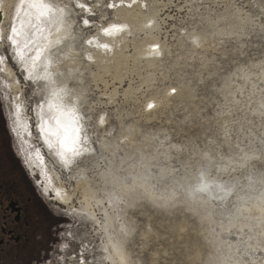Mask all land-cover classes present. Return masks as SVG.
Here are the masks:
<instances>
[{
	"label": "rangeland",
	"instance_id": "1",
	"mask_svg": "<svg viewBox=\"0 0 264 264\" xmlns=\"http://www.w3.org/2000/svg\"><path fill=\"white\" fill-rule=\"evenodd\" d=\"M117 1L50 0L52 22L64 19L67 28L53 48V67L63 72L67 97L79 90L82 140L90 149L70 167L39 141L40 83L25 80L0 40V68L6 63L22 86L35 139L29 153L53 166L74 206L96 209L92 220L49 199L10 134L7 118L24 116L0 72V106L27 167L18 156L22 177L36 190V227L43 225L36 255L44 250L46 258L30 264H111L110 241L124 256L112 254L115 264H264V0H141V10ZM139 12L152 17L144 29ZM110 20H125L122 46L132 54L116 57L121 81L112 78L116 59L95 64L85 52L90 30ZM153 40L159 58H135L136 48Z\"/></svg>",
	"mask_w": 264,
	"mask_h": 264
},
{
	"label": "bare ground",
	"instance_id": "2",
	"mask_svg": "<svg viewBox=\"0 0 264 264\" xmlns=\"http://www.w3.org/2000/svg\"><path fill=\"white\" fill-rule=\"evenodd\" d=\"M50 5V0H24L23 3H21V0H0V40L7 41L12 61L23 73L25 80L30 83H40L37 92L41 95V100L35 103L34 108L36 116L38 115L39 117L36 132L38 133L39 141L44 143L50 154H53L58 162H61L62 165L67 168L70 167L69 165L74 163L76 159H79L82 154H88L90 149L88 150V147L85 148V142L83 143L82 140V134L84 131L82 132L83 116L80 113L78 105L79 90L74 89L75 92H71L72 94L67 97V91L69 88L66 85V80L62 74L63 72L55 74L56 71L54 67L56 65L54 66V63L56 60V54L53 48L62 45L67 28L64 29L66 25L63 23L64 19L63 21L52 22ZM58 15L60 16V14ZM145 21L146 20L143 22ZM47 22L49 23L48 26L46 25ZM129 22L134 25L137 24L134 20H130ZM44 24L47 26L45 29L46 31L43 29L38 31L37 29L40 28L39 26L43 27ZM13 27H15L16 33L11 31V28ZM95 35L100 36V42L102 44H114L112 51L113 54L109 52V48L105 49L104 53L106 55L101 52H93L94 61L96 62L95 64H98V62L102 60L110 62L111 60L116 59L112 78L121 81V74L119 73V65L116 57L120 55H132L124 54L125 48L122 46V43L125 42L126 35H121L120 37L117 35L113 39H107L98 31L92 37H95ZM9 36L12 37V40L8 39ZM71 38V35L68 36L66 53H68V49L72 50V46L69 42V39ZM13 40L15 43H13ZM117 45L121 46L119 50ZM147 50L146 47H137L134 51L135 58L146 55ZM60 51L62 53V50ZM100 66L106 67L102 63H100ZM0 72L5 74L7 80L9 79V90L13 92L12 94H15L13 105L20 108V116L21 114L24 116V118L17 120L18 117L14 115L15 120L13 121V128L19 145L23 147V151L27 154L25 156V161L30 169L34 170V172L42 177L44 190L50 194L49 199L55 200L59 204L61 203V205L68 209L84 214L88 219L97 220L96 209L93 205H90L88 202L81 203L79 201L77 207L74 206V193L69 192L64 187L62 181L59 179V174L55 171L53 166L48 164L47 161L38 159L37 153H29L31 150H28V146L35 145V143L33 144L35 139L33 140V136L30 134V127L32 126L28 127L29 121L26 116L27 114L25 113V106L21 101L20 94L22 93V86L18 80L19 78L17 77L16 72L8 67L6 63L2 64ZM70 96H72V99H70ZM21 127L23 129L25 128V132L28 131L26 137L23 136L24 134H22ZM74 128H79L80 130L79 140L75 145L76 151L66 152L61 148L59 140L67 134L70 138L69 143H71V137L75 135L73 131ZM53 132H55L56 135H53ZM29 134L32 137L29 136ZM45 168L47 169V173H45ZM107 246L106 258L111 264H115L112 254H117L121 261L124 260L123 254L120 252L118 246H115L113 241H110ZM81 264L86 263L82 262Z\"/></svg>",
	"mask_w": 264,
	"mask_h": 264
},
{
	"label": "flooded vegetation",
	"instance_id": "3",
	"mask_svg": "<svg viewBox=\"0 0 264 264\" xmlns=\"http://www.w3.org/2000/svg\"><path fill=\"white\" fill-rule=\"evenodd\" d=\"M7 121L10 134L14 141L15 138L18 141L13 123L11 119L9 121V117ZM17 145L22 154L19 142ZM18 156L26 170L24 158L22 160L19 152L17 155L13 147L0 106V264H30L32 261H35L34 263L39 262L37 257L40 261L46 258L44 250L38 256L36 255V242L38 240L40 244L43 240V225L39 228L36 227V190L33 185H29L30 181L25 173L27 180L22 177ZM28 175L33 177L30 173ZM35 185L39 188L42 196L48 199L47 196L43 195L44 192L40 190L37 182H35ZM52 208L57 212L64 213V209H61L58 205H53ZM39 212L41 216L43 211L40 210ZM73 232L75 233V229L71 230V233ZM68 235H64L65 240L59 246L60 251L65 248L66 240L69 241Z\"/></svg>",
	"mask_w": 264,
	"mask_h": 264
},
{
	"label": "built area",
	"instance_id": "4",
	"mask_svg": "<svg viewBox=\"0 0 264 264\" xmlns=\"http://www.w3.org/2000/svg\"><path fill=\"white\" fill-rule=\"evenodd\" d=\"M120 0H118L117 2H119ZM120 4L121 5H119V6H121V7H123V8H126V7H132V6H134V5H138V10H141V9H143L142 8V4H141V0H135V2L133 3V5H130V4H132V0H122L121 2H120ZM130 5V6H129ZM139 15L140 16H142V17H144L143 18V21L144 20H146L145 22H142L141 24H140V28L141 29H144V26L148 23V21H150L151 19H152V17H148V16H145L143 13H140L139 12ZM126 22H125V20H110V22H108V23H104V24H102V25H99V26H97L96 28H94L93 27V29H95V30H90V31H93V32H91V34H89L88 35V38H87V40H91L92 41V43L91 44H88V46H89V49L88 50H85V52L87 51V53L89 54V55H91V57L94 59V53L93 52H101V53H103L104 55H106L104 52H105V47H103V45H107L108 47L107 48H109V52H111L112 54H113V46H114V44H112V43H110V44H102L101 42H100V36H98V35H95V37H92L97 31L98 32H100V34L102 35V36H104V37H108V36H117V35H121L122 33L120 32V31H122L123 29H124V27H126V24H125ZM90 24L91 23H89V26H90ZM113 25H117V26H120L121 27V29L122 30H120V31H112L111 32V34H105V32H104V29L105 28H111V26H113ZM92 26H93V24H92ZM147 26V25H146ZM89 28H91V27H89ZM89 31V30H88ZM145 36H149L148 34H146ZM156 44L158 45V46H156ZM141 47H143V45L141 46ZM146 49H148L147 50V53H146V55H144V56H147V58H159L158 56H159V53H160V45H159V43H158V40H153V41H149L148 42V44H146ZM110 54V53H109ZM152 56V57H151ZM103 61V60H102Z\"/></svg>",
	"mask_w": 264,
	"mask_h": 264
},
{
	"label": "snow or ice",
	"instance_id": "5",
	"mask_svg": "<svg viewBox=\"0 0 264 264\" xmlns=\"http://www.w3.org/2000/svg\"><path fill=\"white\" fill-rule=\"evenodd\" d=\"M24 0H21V3H23ZM113 5H109V7H112ZM47 7V6H45ZM77 7L81 8V9H84L85 8V5L84 4H78ZM89 24V21L88 20H84V25L87 26ZM122 30L120 26H117V25H113L111 26V28H105L104 29V32L105 34H111L112 31H120ZM11 31L13 33H16V29L15 27L11 28ZM9 40H12V37L9 36L8 37ZM13 43H15V41L13 40ZM89 44L92 43V41H88ZM103 47L107 48L108 46L107 45H103ZM173 92H175V89L172 90ZM148 108L151 109L153 108V105L152 104H148ZM103 122V121H101ZM59 123V122H58ZM75 135H73L71 137V143H69V136L67 134L64 135L63 138H61L59 140V144L61 146V148L66 151V152H75L76 151V148H75V145L77 144L78 140H79V128H74L73 129ZM53 135H56L55 132L52 133ZM207 187V186H205ZM204 189H201V191H203Z\"/></svg>",
	"mask_w": 264,
	"mask_h": 264
}]
</instances>
